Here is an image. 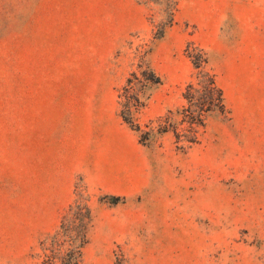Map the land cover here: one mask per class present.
Listing matches in <instances>:
<instances>
[{
	"label": "rangeland",
	"instance_id": "1",
	"mask_svg": "<svg viewBox=\"0 0 264 264\" xmlns=\"http://www.w3.org/2000/svg\"><path fill=\"white\" fill-rule=\"evenodd\" d=\"M199 2L216 13L213 31L177 0L153 40L167 0H0V264H42L39 241L85 195L77 264H264V0ZM189 41L205 50L224 109L180 148L155 120L183 104ZM145 64L158 82L131 115L135 131L118 93ZM103 135L133 137L144 184L132 195L72 174Z\"/></svg>",
	"mask_w": 264,
	"mask_h": 264
},
{
	"label": "trees",
	"instance_id": "2",
	"mask_svg": "<svg viewBox=\"0 0 264 264\" xmlns=\"http://www.w3.org/2000/svg\"><path fill=\"white\" fill-rule=\"evenodd\" d=\"M135 1L144 5L155 0ZM167 1L169 8L165 18L155 26L153 40L161 37L165 28L173 22L176 0ZM184 51L191 61L193 74L192 80L185 85L181 94L183 104L173 113L167 111L155 120L159 126L158 133L170 132L174 142L179 144L180 148L194 144L197 139L196 132L204 125L206 117L211 113L222 112L224 109L222 91L215 82V75L208 65L205 50L189 41ZM145 72L147 76L139 78L134 70L130 71L118 93L121 105L119 115L122 121L135 131H138V126L132 123L131 115L143 106L147 98L145 92L148 86L158 82V77L147 64L139 72L140 76H143ZM77 182L81 184L80 176H77ZM107 196L103 195L101 199ZM87 199L85 195L81 201H78L75 196L61 215L56 229L39 241L40 249L46 251L42 264H77L79 262L80 249L86 241V228L90 219ZM107 203L114 204L116 201ZM44 244L47 246L45 247Z\"/></svg>",
	"mask_w": 264,
	"mask_h": 264
},
{
	"label": "crops",
	"instance_id": "3",
	"mask_svg": "<svg viewBox=\"0 0 264 264\" xmlns=\"http://www.w3.org/2000/svg\"><path fill=\"white\" fill-rule=\"evenodd\" d=\"M186 5L189 6L186 14L189 22L196 23L201 26V30L206 32L213 31L210 24L217 20L215 11H210V8H202L199 0H182V8L185 9ZM176 10L177 0L173 22ZM119 130L123 134L127 132L125 128ZM100 139L102 143L88 147L80 155L72 174L80 173L85 185L93 190L126 196L132 195L144 184L135 176L133 137L131 135L129 138L127 135L125 138L121 135H103ZM114 140L117 141L116 144L113 143ZM136 169L139 172L141 165Z\"/></svg>",
	"mask_w": 264,
	"mask_h": 264
}]
</instances>
